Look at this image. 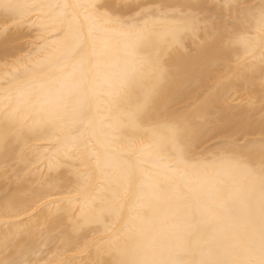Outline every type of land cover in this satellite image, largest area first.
<instances>
[{
    "label": "snow or ice",
    "instance_id": "6c2138e0",
    "mask_svg": "<svg viewBox=\"0 0 264 264\" xmlns=\"http://www.w3.org/2000/svg\"><path fill=\"white\" fill-rule=\"evenodd\" d=\"M25 29L27 72L0 82V264H264V0H0L4 46ZM187 36L208 65L259 64L235 123L215 89L180 106Z\"/></svg>",
    "mask_w": 264,
    "mask_h": 264
},
{
    "label": "bare ground",
    "instance_id": "6f19581e",
    "mask_svg": "<svg viewBox=\"0 0 264 264\" xmlns=\"http://www.w3.org/2000/svg\"><path fill=\"white\" fill-rule=\"evenodd\" d=\"M35 2H42V0H35ZM202 2L213 4L218 3L219 0H202ZM247 2L256 3L258 0H247ZM32 19H35V17ZM30 35L32 38H34L36 33L33 32L30 34L29 30L25 29L19 34H14L11 37V39L16 41V46L14 48L5 47L3 42L0 41V82H2L3 78L6 77H22L26 74L27 57L30 50L25 47V43L29 40ZM198 44L199 41H197L195 38L191 36L185 37V47L191 51V55L185 56L183 59L174 57L173 60L170 61L171 74L175 80L174 90L178 94L179 101L184 102L186 99L192 97L199 89H206V91H208L210 88L218 90L220 95L219 103H222L218 109H224L226 106L230 105L233 109L238 110L233 113H226L223 116V119H231L232 122L235 123L236 120L243 116L244 113L242 109L245 106L242 104L241 96L237 94V89L243 88L247 91H252L254 94L260 93V83L262 79L261 68L259 64H257L254 69H249L245 63L247 58L242 54V52L239 55V59L237 58V54L233 53L230 57L217 59L215 62L211 63V65H208L203 57L205 55L211 57L214 56L215 53L211 51L205 53L203 49L198 47ZM21 60L24 61L23 64L20 63ZM219 64H222L225 67V70L228 72V74L219 76ZM230 71L232 72L231 75ZM210 82H213L218 86H210ZM201 100L196 102L194 106L189 109L196 108ZM218 131L223 133L224 129H218ZM209 135L214 134H208L202 137L201 148H203V142ZM37 146L41 147L42 150L46 148L49 152L55 150L53 144L40 142L37 144ZM34 163L37 164L44 176L49 174L48 169L43 163H39L35 159ZM33 171H35L34 168ZM39 178V174H37L36 179L38 180ZM9 186L10 184H5L3 179H0V192L3 193V195L0 196V219L3 218L4 214V192L5 190H8ZM64 187L66 188L68 186L65 185ZM15 191L16 184L14 183L13 191L9 193V195L11 196ZM52 195L56 197H63L66 195V192L63 190H53ZM45 203L54 205L57 203V200L48 199L45 197ZM64 206V202L61 201V207ZM37 211H39V208ZM46 214L47 210H45V215ZM55 253L56 248H53L49 252L48 257L45 258H51ZM63 259L77 260L79 259V256L75 252L65 253Z\"/></svg>",
    "mask_w": 264,
    "mask_h": 264
},
{
    "label": "rangeland",
    "instance_id": "374dc122",
    "mask_svg": "<svg viewBox=\"0 0 264 264\" xmlns=\"http://www.w3.org/2000/svg\"><path fill=\"white\" fill-rule=\"evenodd\" d=\"M219 76L220 75H224V74H228V72L225 70V67L222 64H219ZM232 74V72L230 71V75ZM210 86H218L217 84L210 82ZM207 91L206 89H199L198 91H196L194 93V95L188 99H186L184 102H180V106L182 107H186V108H191L192 106H194V104L196 102H198L199 100H201L203 98V94H206ZM237 94L239 96H241L242 98V104L245 105V102L249 99L250 96H258L259 93L254 94L252 91H247L243 88H238L237 89ZM222 103H218L217 104V108H219L221 106ZM211 137V138H210ZM219 137L216 135H209L206 137V139L203 142V148L205 147H210L213 144V141L218 139ZM13 187H14V182L10 184V186L8 187V192L11 193L13 191ZM3 193L0 192V196H2Z\"/></svg>",
    "mask_w": 264,
    "mask_h": 264
}]
</instances>
